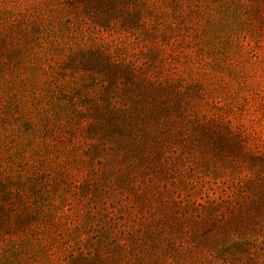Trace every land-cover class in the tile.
I'll list each match as a JSON object with an SVG mask.
<instances>
[{
	"label": "rangeland",
	"instance_id": "1",
	"mask_svg": "<svg viewBox=\"0 0 264 264\" xmlns=\"http://www.w3.org/2000/svg\"><path fill=\"white\" fill-rule=\"evenodd\" d=\"M261 97L264 0H0V264H74L118 216L238 198L191 99L264 141Z\"/></svg>",
	"mask_w": 264,
	"mask_h": 264
},
{
	"label": "trees",
	"instance_id": "2",
	"mask_svg": "<svg viewBox=\"0 0 264 264\" xmlns=\"http://www.w3.org/2000/svg\"><path fill=\"white\" fill-rule=\"evenodd\" d=\"M180 93L185 94L183 88ZM203 102L211 110L203 108L194 128L202 130L218 149L224 165L235 172V183L230 188H239L238 198L231 199L230 195L221 203L211 200L208 203L214 206L210 209L198 204L195 213L182 209L171 214L169 220L165 217L159 227L155 221L134 212H129L132 215L129 221L122 222L123 217L118 216L112 232L102 228L108 237L101 240L96 235L92 237L97 239L89 245L93 250L78 256L74 252L70 254L72 261L77 260L74 264H196L202 258L203 246L213 241L218 248L216 260L210 264H219V259L223 264L243 259L260 264L257 258L264 253V141L250 131L253 129L246 128L241 122L243 115L240 118L234 114L232 105L215 98L207 102L191 99L194 104ZM254 103L264 119V98ZM253 117L252 114L254 122ZM126 200L121 199L120 207ZM198 227L205 228L207 235L192 236ZM167 232H172L174 237ZM83 240L80 238V242ZM95 250L97 255L93 254Z\"/></svg>",
	"mask_w": 264,
	"mask_h": 264
}]
</instances>
